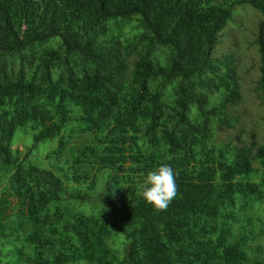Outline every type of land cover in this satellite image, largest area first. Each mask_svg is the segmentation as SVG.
I'll return each instance as SVG.
<instances>
[{
	"label": "trees",
	"instance_id": "trees-1",
	"mask_svg": "<svg viewBox=\"0 0 264 264\" xmlns=\"http://www.w3.org/2000/svg\"><path fill=\"white\" fill-rule=\"evenodd\" d=\"M239 4L261 14L264 105V0H0V264H264V143L218 140L240 122L219 46ZM24 128L57 139L55 170ZM161 164L177 192L156 209Z\"/></svg>",
	"mask_w": 264,
	"mask_h": 264
},
{
	"label": "rangeland",
	"instance_id": "rangeland-1",
	"mask_svg": "<svg viewBox=\"0 0 264 264\" xmlns=\"http://www.w3.org/2000/svg\"><path fill=\"white\" fill-rule=\"evenodd\" d=\"M238 11L236 18L226 24L219 34L220 47L229 49L237 57V70L242 89V101L233 108L234 113L240 114V122L233 129H227L218 133L219 141L233 140L238 144H250L255 139L264 143V105L255 88L260 76V62L258 45L255 44L257 22L261 14L250 5L239 4L235 7ZM256 11V12H255ZM232 23V24H230ZM224 40V41H223ZM257 45V46H256ZM220 53V51H219ZM26 129L17 131L14 137V146L21 150L30 148L29 158L42 167L56 169V158L47 157V154L56 147L57 139L39 143L36 148L32 147L33 138L30 131L25 136ZM83 137L76 136L72 145H79ZM31 143V144H30ZM31 146V147H30ZM34 149V150H33Z\"/></svg>",
	"mask_w": 264,
	"mask_h": 264
},
{
	"label": "clouds",
	"instance_id": "clouds-1",
	"mask_svg": "<svg viewBox=\"0 0 264 264\" xmlns=\"http://www.w3.org/2000/svg\"><path fill=\"white\" fill-rule=\"evenodd\" d=\"M176 192V172L170 164H161L143 177L140 195L146 203L156 209L166 208L176 196ZM112 194L114 195V192ZM102 210H106V207Z\"/></svg>",
	"mask_w": 264,
	"mask_h": 264
}]
</instances>
